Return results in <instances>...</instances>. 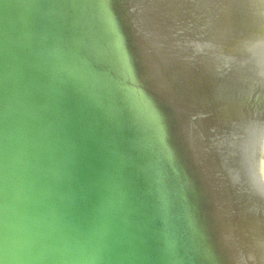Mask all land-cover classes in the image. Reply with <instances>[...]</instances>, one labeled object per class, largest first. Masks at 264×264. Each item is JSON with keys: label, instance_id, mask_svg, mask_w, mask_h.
I'll use <instances>...</instances> for the list:
<instances>
[{"label": "water", "instance_id": "95a60500", "mask_svg": "<svg viewBox=\"0 0 264 264\" xmlns=\"http://www.w3.org/2000/svg\"><path fill=\"white\" fill-rule=\"evenodd\" d=\"M0 264H264V0H0Z\"/></svg>", "mask_w": 264, "mask_h": 264}]
</instances>
